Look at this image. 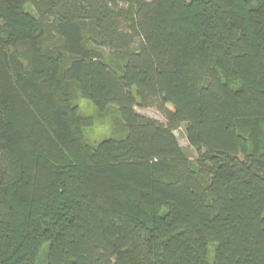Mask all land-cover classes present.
<instances>
[{
  "label": "trees",
  "instance_id": "1",
  "mask_svg": "<svg viewBox=\"0 0 264 264\" xmlns=\"http://www.w3.org/2000/svg\"><path fill=\"white\" fill-rule=\"evenodd\" d=\"M0 264H264V0H0Z\"/></svg>",
  "mask_w": 264,
  "mask_h": 264
},
{
  "label": "rangeland",
  "instance_id": "2",
  "mask_svg": "<svg viewBox=\"0 0 264 264\" xmlns=\"http://www.w3.org/2000/svg\"><path fill=\"white\" fill-rule=\"evenodd\" d=\"M73 101L78 104L79 111L83 119L87 120L90 117L92 118L91 123L84 125L82 128L84 136L88 141L96 142L108 136L112 131L120 129L121 119L118 111L114 106L107 107L102 114H99L95 106L89 101L82 99L77 91L73 93ZM136 110L139 113L146 115L147 117L164 122V117L155 108L136 107ZM174 133L178 139L179 144L183 147L187 155L190 158H193L196 152L194 148L188 144L186 136L184 134V128L180 127ZM212 253L213 244H210L208 248L209 257L212 256Z\"/></svg>",
  "mask_w": 264,
  "mask_h": 264
}]
</instances>
